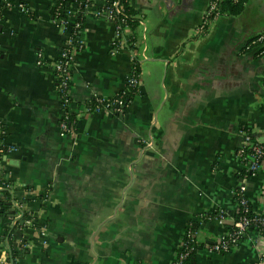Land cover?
<instances>
[{
    "label": "crops",
    "instance_id": "crops-1",
    "mask_svg": "<svg viewBox=\"0 0 264 264\" xmlns=\"http://www.w3.org/2000/svg\"><path fill=\"white\" fill-rule=\"evenodd\" d=\"M89 1L72 70L75 129L63 133L53 63L73 28L53 19L55 0H0V192L27 215H0V264H170L190 224L201 244L224 233L206 214L232 211L239 186L264 208V171L241 176L237 155L242 128L264 140V52L246 48L264 29V4L201 33L211 0H130L140 87L113 114L89 107L123 90L135 61L128 45L112 52L115 23L97 14L106 0ZM15 248L26 252L13 258ZM256 260L251 234L188 264Z\"/></svg>",
    "mask_w": 264,
    "mask_h": 264
},
{
    "label": "built area",
    "instance_id": "built-area-1",
    "mask_svg": "<svg viewBox=\"0 0 264 264\" xmlns=\"http://www.w3.org/2000/svg\"><path fill=\"white\" fill-rule=\"evenodd\" d=\"M9 2V5H12ZM17 6L21 11L30 14L29 7L23 3H18ZM121 12L118 1H114L109 10L100 9L97 14L105 15L108 19L115 23V36L112 40V52L117 53L123 45H127V27H123L126 18H121L118 21ZM59 14V12H58ZM223 15L220 7V0H211L203 22L198 27L202 33L206 31L209 26ZM56 20V19H55ZM66 27V21L62 22ZM76 27H81V22H77ZM73 40V39H72ZM264 35L248 42L246 48L253 49L264 46ZM76 45L78 48L74 47ZM83 48V42L78 40L76 43L73 41L67 44L60 52L58 59L53 63V69L58 77L57 89L60 99L62 101L64 116L60 122V128L63 133H72L75 129L74 123L70 120L72 97L70 95L72 83V70L75 61L77 50ZM264 52V51H261ZM135 58L136 52H133ZM39 64L44 63L40 57ZM264 86V79H263ZM140 87V73L136 67H133L132 72L127 79V86L117 93L115 96L107 98L96 96L89 107V111L99 113L101 111H109L113 114H121L125 111L131 99L129 94L132 90L138 93ZM0 130V151H3V135ZM242 135V142L238 148L237 155L244 165L243 176L249 174L254 175L260 171H264V140H260L253 136L252 132L247 128L240 130ZM149 145L146 142L145 145ZM232 211L226 208H219L211 214H206L207 219L217 222L224 227V233L216 240L210 243L201 244L197 239V228L194 223L190 224L186 229L184 238L181 241L180 249L175 259L170 264H186L187 260L197 254L200 250H205L209 254H226L234 251L245 237L251 234L256 236L257 244V260L255 264H264V208L262 211L254 210L251 200L246 194V187L239 186L233 192V205ZM31 223L30 220L26 222ZM42 235H45L43 229L40 230ZM202 245V247H201ZM28 246L27 242L22 243V247Z\"/></svg>",
    "mask_w": 264,
    "mask_h": 264
},
{
    "label": "trees",
    "instance_id": "trees-1",
    "mask_svg": "<svg viewBox=\"0 0 264 264\" xmlns=\"http://www.w3.org/2000/svg\"><path fill=\"white\" fill-rule=\"evenodd\" d=\"M114 1H116V0H106L105 5L103 7H101L100 9L103 8L105 10H109V8L112 6V3ZM117 1L119 3L120 9H121V12H120L119 17H118V21H120V19L123 17L126 18L125 23H123V27L124 28L127 27V40H128L127 45L131 48V50L133 52H136V45H135L136 38H135L134 34L132 33V31L135 30L139 25V19L137 18V11L130 5V0H117ZM90 3L91 2L89 0H55V2H54V5H53L52 11H51L52 17H53V19H56V21L60 22V23H62L63 21H66V23H67L66 27L73 28L72 29V37H73L74 43H76L79 40L78 32L80 30V27L77 28L75 24L77 22H81V24L83 23L85 14L90 7ZM247 4H248V0H220V7L222 9L223 15L227 14L230 16H240L241 14H243L247 10ZM58 12H59V14H58ZM261 35H264V29L261 30L260 32L256 33V34L250 36L248 38V42L252 41L253 39L258 38ZM251 50H253V49H251ZM258 51L259 52L264 51V46L261 47V49ZM134 61H135L134 66L136 67L137 71L139 72L140 67H139L138 60L136 57L134 58ZM136 94L137 93L134 90H132L131 93L129 94V98L132 100ZM70 119H71L70 121L74 123L75 117L73 116L72 113L70 114ZM253 136H254V134H253ZM0 158H1V152H0ZM242 175L243 174H241V176ZM4 190L5 191L0 192V215L8 217L11 214L16 213V211L18 209H16L13 206L14 197H13L11 190L8 188H6ZM42 198H44V195ZM211 213H213V212H211ZM211 213H209V214H211ZM23 216H24V218H26L27 215L25 212H24ZM33 224L38 225V222L36 220H33ZM27 225L28 224L26 222H24V224L21 225L22 229L27 227ZM16 228H13L12 232ZM9 230H11V226H9L8 230H6V234H8ZM23 241L25 242L26 240L24 239ZM201 247H202V245H201ZM20 252H22V251L17 250L16 248L13 249L12 257L15 258ZM25 252L26 251L23 250L22 255ZM195 255L191 256L187 260L186 264H188L193 259V257Z\"/></svg>",
    "mask_w": 264,
    "mask_h": 264
},
{
    "label": "rangeland",
    "instance_id": "rangeland-1",
    "mask_svg": "<svg viewBox=\"0 0 264 264\" xmlns=\"http://www.w3.org/2000/svg\"><path fill=\"white\" fill-rule=\"evenodd\" d=\"M249 9H251L253 6H259L260 8H263V4H264V0H249ZM246 17H248V16H244V15H242L240 18L242 19V21H245L246 19ZM248 21V20H247ZM246 22V21H245ZM213 25V23L211 24V26ZM236 26V25H235ZM213 27V26H212ZM217 32L219 31V30H216ZM221 32H222V30H221Z\"/></svg>",
    "mask_w": 264,
    "mask_h": 264
},
{
    "label": "water",
    "instance_id": "water-1",
    "mask_svg": "<svg viewBox=\"0 0 264 264\" xmlns=\"http://www.w3.org/2000/svg\"><path fill=\"white\" fill-rule=\"evenodd\" d=\"M13 205H14L15 208L21 210V213H22V215H23V210L20 209V208L15 204V201H13ZM10 216H11V215H10ZM19 218H20V217H19ZM24 222H25V220H22V221H21V224H24ZM14 224H15V223H14ZM14 224H13V225H14Z\"/></svg>",
    "mask_w": 264,
    "mask_h": 264
}]
</instances>
